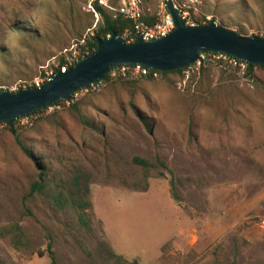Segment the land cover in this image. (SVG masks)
I'll list each match as a JSON object with an SVG mask.
<instances>
[{
    "label": "rangeland",
    "instance_id": "1",
    "mask_svg": "<svg viewBox=\"0 0 264 264\" xmlns=\"http://www.w3.org/2000/svg\"><path fill=\"white\" fill-rule=\"evenodd\" d=\"M88 1L0 0V89L31 86L77 57L80 37L101 22L94 26ZM164 1L142 0L143 9L156 13ZM172 1L188 22L264 35V0ZM202 62L77 91L75 99L94 103L102 133L76 122L68 102L15 120L27 126L59 112L41 135L24 130L23 140L37 138L57 173L82 174L89 231L41 207L26 212L22 195L35 169L2 123L0 264H264V71L255 67L250 77Z\"/></svg>",
    "mask_w": 264,
    "mask_h": 264
},
{
    "label": "water",
    "instance_id": "2",
    "mask_svg": "<svg viewBox=\"0 0 264 264\" xmlns=\"http://www.w3.org/2000/svg\"><path fill=\"white\" fill-rule=\"evenodd\" d=\"M166 8L174 27L165 35L148 40L136 35L134 41L127 42L111 30L106 38L95 39L93 52L74 60L65 70L55 68L54 74L39 85L15 91L1 88L0 123L11 125L58 99L66 100L96 84L112 67L119 65L168 71L195 62L204 52L226 54L247 64H264V38L240 35L212 19L187 24L172 0H166Z\"/></svg>",
    "mask_w": 264,
    "mask_h": 264
},
{
    "label": "trees",
    "instance_id": "3",
    "mask_svg": "<svg viewBox=\"0 0 264 264\" xmlns=\"http://www.w3.org/2000/svg\"><path fill=\"white\" fill-rule=\"evenodd\" d=\"M93 7L100 14L101 22L93 29L92 34L89 35L88 38L84 39L80 37V39H83V43L78 44L79 55L77 56V59H81L86 55V53H82L86 50V47L88 49V53H91L96 49V38H106L111 30L115 31L118 36L122 37L125 30L133 28L131 20L125 18L123 15L119 14L116 17H112L101 5L97 4V2H93ZM155 18L156 13L144 11L143 19L148 23L153 22ZM202 22L203 21L196 20V23ZM236 31L240 35H246L241 29ZM260 37L264 38V35ZM238 62L243 61L237 60V63ZM64 63L65 60L62 58L58 67L62 66ZM220 63L222 62L220 61ZM192 65H195V62L182 68L168 71L149 69L148 74L144 75V77L147 79L152 78V74L154 72L159 73L162 76L168 73H181L184 69H187ZM203 65L204 62L200 63L199 67L202 68ZM231 67L236 68L244 75L250 77L255 76L253 73V69L255 67L264 71V64L256 63H245L243 70L240 69L238 64L232 65ZM134 81L135 79L133 78L110 79L109 74L105 73L97 84H103L107 88L110 86L130 85ZM66 102H68L66 111L73 115V119L76 120V122L88 130L102 133V123L94 118L93 109L95 108V105L89 98L87 99L86 95L77 99H75L73 95L66 100L58 99L53 103V105H58L60 103H63L64 105ZM120 103L121 102H119V106ZM130 105L132 106L134 113L141 118L147 130L150 131L149 119L143 114V112L134 106L132 101H130ZM47 108L48 107L40 108L34 111L33 114L43 113ZM58 113L59 112L55 110L46 115L40 116L27 126L18 127L15 126V124L10 125L5 123L4 130H7L13 136L20 151L29 159L35 169L34 176L30 180L24 194L22 195V203L24 204L26 212L31 215H33L34 208L38 210L41 207L43 210L48 211L55 217H60L59 221L66 220V224L76 228L78 232H81L82 230L89 231L91 230L90 222L92 214L89 210L90 203L88 200L84 199L82 194L83 184L86 183V181L83 183L82 174L75 171L57 173L53 170L51 162L48 160L47 154L41 147L40 142L36 141L37 138L33 139L32 142H26L23 140L22 135H24V130H28L36 135H41V125L56 121L55 117L59 119L60 116ZM33 114H27L26 116H32ZM133 162L144 166H148L150 164L146 159L138 156L133 157ZM51 261L53 263L52 257Z\"/></svg>",
    "mask_w": 264,
    "mask_h": 264
},
{
    "label": "built area",
    "instance_id": "4",
    "mask_svg": "<svg viewBox=\"0 0 264 264\" xmlns=\"http://www.w3.org/2000/svg\"><path fill=\"white\" fill-rule=\"evenodd\" d=\"M93 2H97V4L101 5L112 17H116L117 15L121 14L125 18L131 20L133 28L129 30L128 29L125 30L122 36V38L127 42L134 41L136 35H140L143 39L146 40L157 38L159 36L165 35L174 27L172 17L166 8V0L161 5L160 10L156 12V18L151 23H148L143 19L144 9H143L142 0H89L88 8L94 13L96 17L94 24L95 26L99 20L100 14L94 9ZM179 12L185 23L191 25L194 24L193 22H188L185 20V12H181L180 10ZM82 53L84 54L86 53V55L88 54L87 47L86 50H84ZM210 58H213L219 62L221 61L222 63H227L228 65L238 64L241 70L244 69L246 63L244 61L237 63L238 59L228 56L226 54L204 52L200 54L199 58L195 61V64L199 66L201 61ZM74 60H78L76 56L68 61H65V63L62 66H60L61 69L65 70L66 68L72 66ZM149 69L150 68H144L138 65L136 66L119 65L116 67H112L107 73L109 74L110 79H115L119 77L144 76L148 74ZM53 74L54 71L44 76V78L34 80L31 86L39 85L40 83L44 82L46 79L50 78L51 75ZM155 74L156 73L154 72L153 75ZM1 125L2 123H0V127Z\"/></svg>",
    "mask_w": 264,
    "mask_h": 264
}]
</instances>
